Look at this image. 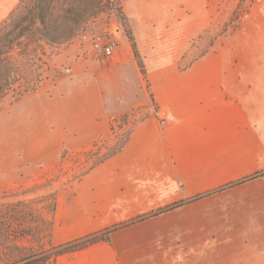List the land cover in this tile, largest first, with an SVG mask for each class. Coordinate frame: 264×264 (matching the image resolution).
I'll return each instance as SVG.
<instances>
[{
	"label": "crops",
	"instance_id": "crops-1",
	"mask_svg": "<svg viewBox=\"0 0 264 264\" xmlns=\"http://www.w3.org/2000/svg\"><path fill=\"white\" fill-rule=\"evenodd\" d=\"M20 1L0 0V22ZM135 2L145 9L151 3L154 13L147 16L164 26L156 47L127 17L144 76L121 31L105 61L73 62L76 37L60 49L59 56L72 61L68 74L9 109L26 141L3 143L17 158L10 170L0 164L2 184L52 163L49 154L33 159L21 149L84 148L108 138L116 117L146 112L120 150L56 196L53 244L94 233H106L109 241L44 264H129L132 245L184 241L191 214L211 219L212 212L250 207L257 212L254 226L264 213V0L238 29L193 57L190 51L202 46L194 39L212 25L214 0ZM122 4L127 16L126 0Z\"/></svg>",
	"mask_w": 264,
	"mask_h": 264
},
{
	"label": "rangeland",
	"instance_id": "rangeland-1",
	"mask_svg": "<svg viewBox=\"0 0 264 264\" xmlns=\"http://www.w3.org/2000/svg\"><path fill=\"white\" fill-rule=\"evenodd\" d=\"M117 1V6L89 21L71 39L78 37L80 41L79 49L72 57L73 62L93 58L105 61L104 55L95 52L93 43L100 38L112 37L118 44L116 36L118 31L127 36L130 34L134 44L127 17L143 41L152 44L155 39V46H161L160 33L164 26L160 24L159 19L154 26L155 17L151 19L147 16L154 13L153 5L150 3L147 5L148 9H145L135 0H126V16L123 11V0ZM258 4L259 0H214L211 6L212 25L203 35L194 39V43L202 46L190 51V56L201 55L206 45L213 43L218 36L233 33L248 19ZM132 41L130 40L131 44ZM63 45L46 51L43 57L45 65L41 66L40 88L49 86L68 74L65 69L71 67L72 61L68 59L71 61L69 64L64 56H59ZM151 47L149 45V48ZM140 59L143 63V69L140 67V70L144 76L146 69L142 56ZM14 95L11 92L0 101V117L3 115L0 118V164L4 163L6 170H10V163H16L17 157L12 155L15 157L14 160L10 155L12 149L10 146L2 147L3 143L6 145L11 138L18 143L23 138L20 135H25L23 132L15 131L17 125L15 123L18 122L11 119L9 112L12 105L18 102L14 101ZM145 114L143 109L138 108L129 114L116 117L108 138L84 148L62 150L52 147L49 153L42 152L41 149H21L33 159L49 154L52 163L35 165L28 174L22 173L12 178L11 182L5 181L3 184L0 182V264H7L32 250L47 248L50 231V195L55 193L57 196L58 192L66 188L77 176L114 154L125 142L136 121ZM23 140L26 141L25 138ZM56 152L60 153V158L53 162ZM6 170L3 172L6 173ZM229 209L233 211L212 212L216 213L214 214L216 216L211 219H202L196 214H191L190 235H187L184 241L155 244L147 248L141 244L132 245L130 251L133 253L128 254L129 264H264V213L257 216L252 226L250 219L257 214L252 208Z\"/></svg>",
	"mask_w": 264,
	"mask_h": 264
},
{
	"label": "trees",
	"instance_id": "trees-1",
	"mask_svg": "<svg viewBox=\"0 0 264 264\" xmlns=\"http://www.w3.org/2000/svg\"><path fill=\"white\" fill-rule=\"evenodd\" d=\"M117 5V0H21L0 22V101L11 92L15 94L14 101H19L37 90L42 83L41 66L45 65L43 57L46 51L69 42L85 24ZM128 37L132 41L130 34ZM133 49L143 69L134 44ZM130 134L118 150L127 142ZM50 196L47 248L32 250L7 264L52 263L60 255L75 252L99 240L109 241L106 233H94L66 243L53 244L56 195L52 193Z\"/></svg>",
	"mask_w": 264,
	"mask_h": 264
},
{
	"label": "built area",
	"instance_id": "built-area-1",
	"mask_svg": "<svg viewBox=\"0 0 264 264\" xmlns=\"http://www.w3.org/2000/svg\"><path fill=\"white\" fill-rule=\"evenodd\" d=\"M116 40L112 37L106 39H100L93 43V49L104 56L112 55L114 49L116 48Z\"/></svg>",
	"mask_w": 264,
	"mask_h": 264
}]
</instances>
